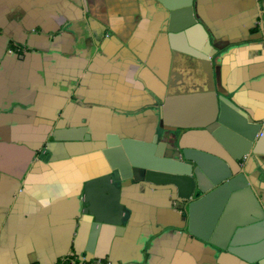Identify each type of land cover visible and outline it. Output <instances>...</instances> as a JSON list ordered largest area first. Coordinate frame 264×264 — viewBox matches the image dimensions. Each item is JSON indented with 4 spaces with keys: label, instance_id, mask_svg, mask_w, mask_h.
Returning a JSON list of instances; mask_svg holds the SVG:
<instances>
[{
    "label": "crops",
    "instance_id": "1",
    "mask_svg": "<svg viewBox=\"0 0 264 264\" xmlns=\"http://www.w3.org/2000/svg\"><path fill=\"white\" fill-rule=\"evenodd\" d=\"M193 8L169 31L159 0H0V264H250L192 236L176 187L134 180L121 146L233 163L202 127L215 92L264 119V0ZM244 167L264 208V155Z\"/></svg>",
    "mask_w": 264,
    "mask_h": 264
},
{
    "label": "water",
    "instance_id": "2",
    "mask_svg": "<svg viewBox=\"0 0 264 264\" xmlns=\"http://www.w3.org/2000/svg\"><path fill=\"white\" fill-rule=\"evenodd\" d=\"M159 1L169 13V31L177 30L176 16L186 24L182 30L197 24L194 0ZM209 109L210 119L202 127L224 147L234 164L217 154L179 145L176 155H167L166 145L157 143L158 135L152 141L123 138L122 149L134 180L176 187L192 236L247 263L264 264V208L244 167L251 156L264 155V119L253 121L250 112L224 92L219 96L215 92ZM119 173L116 170L102 180L113 181L106 186L115 194V208L125 212L120 205ZM180 181L187 182L185 190ZM118 226L124 227L122 222Z\"/></svg>",
    "mask_w": 264,
    "mask_h": 264
},
{
    "label": "bare ground",
    "instance_id": "3",
    "mask_svg": "<svg viewBox=\"0 0 264 264\" xmlns=\"http://www.w3.org/2000/svg\"><path fill=\"white\" fill-rule=\"evenodd\" d=\"M161 179V177H160ZM181 188L185 190L187 188V182L186 181H180Z\"/></svg>",
    "mask_w": 264,
    "mask_h": 264
}]
</instances>
